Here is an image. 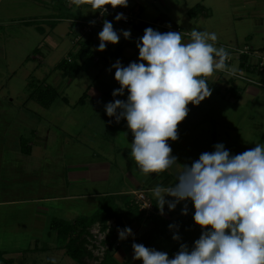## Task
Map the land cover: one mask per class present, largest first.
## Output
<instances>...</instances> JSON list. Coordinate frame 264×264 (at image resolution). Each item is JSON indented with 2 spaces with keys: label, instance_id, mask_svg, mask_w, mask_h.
I'll return each mask as SVG.
<instances>
[{
  "label": "rangeland",
  "instance_id": "374dc122",
  "mask_svg": "<svg viewBox=\"0 0 264 264\" xmlns=\"http://www.w3.org/2000/svg\"><path fill=\"white\" fill-rule=\"evenodd\" d=\"M254 1L256 0H128V8L122 7V9L133 11V6L140 5L141 10L139 11V9L135 8L134 11L139 14L141 19L152 23L157 19L160 20L164 18L168 21L169 26L157 21L156 26L162 24V26L157 28V31L162 33V29H166L167 31L173 29V32H181L183 42H188L190 40V31L195 28L202 32H214L217 35V40L210 42L214 43L217 48H223L226 52H229V47L232 46L237 49H242L247 46L253 50H257V54L264 58L263 53H261V47H264V34L261 35V33L255 31L257 26L253 21V18L249 17L252 15L250 13L253 11H251L250 8L245 7L243 15L246 16L243 20H237V18H234L235 15L232 16L240 11V9H242L241 7L245 6V4H253ZM69 4L74 5L71 2ZM197 4L201 5L203 8L205 7L207 9V14L200 15L199 13H195L194 16H189V10ZM256 5L260 7L263 6L264 3L259 2ZM81 6L83 7L85 4L83 3ZM106 6L110 7V5ZM83 8L86 9L81 12L82 16L80 17V23L88 26L87 29L91 30L94 24H92V26L88 25L87 19L89 14L93 11H91L92 9L87 3ZM71 21L72 20L65 18L59 23L56 34L63 39V41L57 49L46 50L43 48L41 56L43 59L40 61L29 58L26 64L20 66L24 56L22 58L20 57V55L23 54L22 52L20 53L17 44V47H13L11 51L9 50L7 46L10 45V41L4 43L3 52H0V145L11 147V145L15 146L17 144L15 136H13L15 134L13 131V124L10 123H13V120L17 123V120L19 119L18 114V117L16 118L17 120H15L14 115L16 114L14 113H18V110L22 107V105L19 107V104L24 100V87L27 78L31 73H34V78H45L46 83L55 87L70 103L69 106H65L60 103L59 100H56L49 109H43L33 102L27 105V108L34 115L30 118L26 117L28 119L27 122H31V127H37L38 131L43 132V134H46V130L51 131L47 142L49 143L48 150L45 152L43 151L45 155H50L51 157L49 156V158L44 159L47 160V163H44V161L42 162L41 172H34L31 175L32 182L27 180L29 179L27 177H30V175L24 177L23 180H19V176L17 175V187L19 185L24 189L22 192L19 190L17 197L58 195V192L52 193V187H58L60 190V178L63 177L65 172L64 168L67 167L68 164L85 165L86 163H96L97 161H102L105 164L109 163V190L118 188V179L120 180V178H124V176L126 178L124 172L136 174L138 170L131 155L133 136L126 126V121L121 119L117 123L114 121V118L105 116V105L107 103L112 102L114 99L125 100L127 97L126 90L123 96H112L113 90L119 88V84L114 79L115 69L111 68V65L116 62L115 59L119 60V58L113 57L112 54L108 55L109 53L107 56L99 54V52H97L99 45L98 40L97 43L95 42L92 51L94 55L101 59L98 65H95V56L93 57L92 55V57L83 65L79 75L72 81L63 79L57 71L53 73L51 72L53 67L61 59L67 58V53L72 47L73 43H71L67 36V32L69 33L71 29ZM91 22L92 21L90 20L89 23ZM128 27L129 25L125 26L119 24L116 27V31L118 32L121 31V29ZM100 31L101 28L96 31V34ZM34 37L35 35L33 36L32 42H34ZM132 38L133 39L129 37L126 41L131 40L129 47L136 53L133 57L126 56L124 59H120L119 61L123 66H127L130 62L138 60L136 37L132 36ZM124 39L125 38L121 36L116 43V46L123 42ZM124 44H126V42H124ZM108 47L111 51L114 50L109 45ZM249 51L251 52V50ZM72 53H74V51L71 52V54ZM234 55H237V57L232 56V62L229 63L230 72L232 74H236L239 71L237 67L239 55L237 53ZM252 58L253 56H248L247 61H250ZM242 74V78L251 76L254 81H257L256 83L258 84L256 85H261L258 82L260 80H263L264 83V72L261 75V72L258 70L254 73L243 71ZM221 77L222 79H226L227 75L217 72V70L214 71L211 76L207 77L209 87L212 89L211 95L201 101L197 106H193L192 104L187 106L189 109L188 115L177 126L178 139L176 141H168L172 149V155L177 158V163L180 165L186 163L190 165L193 161L199 158L201 153L213 150V139L210 136L211 132L216 134L220 133L219 137H215L217 140L215 144L224 142L227 146L231 145L230 143H233V141L238 142L239 140L244 143V141L251 139L253 142L255 139L254 135L251 136L248 133L247 136H245V130L248 132L254 128V125H264L263 100L258 101L252 108L247 101H252V105L255 99H253L249 94V91H247V94H243L240 103L236 104L235 101H222L220 96L216 95V89L214 88L215 84L218 85L217 83L220 81ZM234 82L239 87L244 86V82L241 80L236 79ZM88 86H91L89 92H87ZM254 86H249L248 89H251L250 87L253 88ZM256 89L259 93L262 91L264 94L263 88L261 89L256 86ZM84 93H87L95 103H90L86 107L78 106L73 108V105ZM263 94L261 95L263 96ZM11 100H13V103L10 102ZM95 110L96 112H94ZM20 132H23V130ZM27 133L28 132L24 135L28 136L29 134ZM52 138H55V140H52ZM37 139L40 140V138H36L35 141ZM101 139L106 142L111 141V144L113 145L110 146L109 143H105V145L102 144L103 146L96 147L97 144H101ZM97 148H100L101 151H98ZM225 148L228 150V147ZM243 150L244 149L237 147L234 150H231L230 154H240ZM178 164L170 168L169 171H172L177 175L181 170V166ZM45 165L48 166L47 169ZM4 171H12L10 174L17 173V169L15 171H13V169H7ZM135 171L136 173H134ZM137 174L142 175L143 173L138 171ZM35 177L43 180L41 187L38 183L39 180H35ZM150 177L152 178V176ZM150 177H146L147 181L150 180L149 184L143 186L144 183H142L141 187L139 186L137 190L150 188V184L153 183V179H150ZM46 185L48 186V192L44 189ZM102 186L105 187L104 183H88L83 186L72 187L70 185L66 190L68 192H76L77 190H80L84 193H94L102 191L104 189ZM26 187L33 190L30 192L25 189ZM12 188L13 184H10V182L0 184V198H3V195L6 193L10 197H15L16 192L13 191L11 193ZM6 189L7 192H3V190ZM149 193L150 192H147L146 195H152ZM97 200L98 199L94 198H83L81 201L61 202V205L60 203H48L46 205L51 204L48 206L50 210L49 216L71 219L73 218V209V211L71 210L69 213L64 214V216L58 209L64 207L67 209L68 206L73 203V207L75 206V211L79 213V215L89 216L98 209L97 207L99 204ZM34 205V203H27L12 206H0V260H11L10 262H12V264H77L65 256L63 249H55V247L50 245L52 242L50 244L48 241L45 243L48 239L46 234L47 228L44 230L41 229V227L31 229V224H34ZM109 224L112 225V223ZM98 228L97 225L93 226L90 231L91 238L88 237V249H90L93 254L92 259L86 260L88 264H99L108 247L106 243L105 245L102 243L105 241V235L101 233L99 234ZM32 231H36L37 235L40 237L38 248L50 245L48 251H26L33 248V238L31 239ZM160 243V241L155 244L152 243L153 245L149 246V248L157 250L156 246ZM163 244L164 246H167L168 242H164L162 245ZM127 248V250L131 249L129 247ZM115 251L116 250H112L113 253H115ZM159 251L162 250L159 249ZM133 254L132 249L125 261L128 264H142L141 260H133Z\"/></svg>",
  "mask_w": 264,
  "mask_h": 264
},
{
  "label": "clouds",
  "instance_id": "9594fccd",
  "mask_svg": "<svg viewBox=\"0 0 264 264\" xmlns=\"http://www.w3.org/2000/svg\"><path fill=\"white\" fill-rule=\"evenodd\" d=\"M70 2L76 6L86 2L101 15L108 11L105 5L128 6V0ZM121 19L123 13H117L115 20ZM121 36L128 39L130 31L117 32L112 22L104 20L97 50L116 44ZM216 40L214 32L194 28L190 40L183 42L181 32L161 33L148 27L136 42L138 60L127 66L119 60L111 65L119 84L112 96H123L126 90L127 97L107 103L105 114L117 123L126 121L136 166L145 175L156 174L151 194L159 214H164L165 205L171 211L182 201L191 202L193 222L201 229L191 248L181 244L173 258L133 243L132 258L142 264H264V144L232 155L223 143H216L213 151L201 153L190 165H180L168 143L178 139L177 126L188 115L187 106H197L211 95L207 77L225 67L227 52L210 42ZM177 164L181 170L175 182L163 183L162 174ZM181 214H188L187 203ZM130 235V227L118 230L120 240ZM172 239L180 237L173 234Z\"/></svg>",
  "mask_w": 264,
  "mask_h": 264
},
{
  "label": "crops",
  "instance_id": "0c3cea01",
  "mask_svg": "<svg viewBox=\"0 0 264 264\" xmlns=\"http://www.w3.org/2000/svg\"><path fill=\"white\" fill-rule=\"evenodd\" d=\"M259 2L264 3V0H256L253 2V4H245V6L241 7L242 9H240V11L233 14L232 16L235 15L234 18L235 19L237 18V20H240V19L243 20V18H245V16H246V15H243L245 7L250 8V10L254 12V15L252 12V13H250L252 15L249 17L253 18V21L255 22V24L257 26V28H255V31L258 33H261V35H262V34H264V29H263V27H264V5L260 6V7L257 6L256 4H258ZM69 3L68 4H67V2H66V4L65 3H59V2L54 1V0H0V52H3L4 43L6 41H10V45L7 46L9 48V50L11 51L13 47H17V45H18L19 46L18 49H19L20 53L22 52V54H23V55H20V57L22 58L24 56L22 58L20 66L23 64H26V62L28 61L29 58H33L34 60H39V61L41 59H43L41 57L43 48H45L46 50L47 49H49V50L57 49L58 46L63 41V39L58 37V35L56 34L59 23L63 19L66 18V19L72 20L71 25L73 23L79 24L81 22V20H80V17L82 16L81 12H83V10L86 9V8H83L86 6V3H84L85 6H83V7L81 5L76 6V5H71ZM127 8H128V6H127ZM135 8L139 9V11L141 10L140 5L139 6L138 5L133 6L132 10L134 11ZM256 11H257V13H256ZM98 13H99L98 11H93L91 14L87 13V14H89V17L87 19V24L90 22V20L95 21L94 26L91 28V30L95 33L94 34L95 37L93 36L92 51H93V47L95 45V42L97 43V41L99 40L98 34H96V31L99 30V28H101V30H102V27H103L101 23L96 21V19L98 18L97 17ZM202 14L203 15L207 14V9L205 7H204L203 12L200 15H202ZM141 20H143V19H141ZM160 20L161 21H159V19H157L156 21L162 22V23L166 24L167 26H169L167 20H165L164 18L160 19ZM143 21H145V20H143ZM145 22H147V21H145ZM85 27H86V25L84 26V28ZM159 27L160 26H157V28H159ZM48 28H50V29H48ZM76 29L77 28L74 27V28L70 29L69 33L67 32L68 38L70 39L71 43H73L71 49L67 53V57L71 52H73V51L75 52L77 50V45H76L77 38L74 39ZM116 29L117 28H115L114 30H116ZM121 30H129L130 31V38L132 36H135L138 38H141L143 36V35L139 36L133 30L132 27L124 28ZM118 32H120V31H118ZM3 34H5V35H3ZM34 35H35L34 42H32ZM36 36H37V38H36ZM131 39H133V38H131ZM126 40L127 39H124L123 42H121L123 44L120 43L117 46H116V44L113 45L111 43H107L105 50L97 51V52H99V54H101V55L104 54L105 56H107L108 53H109L108 55H111L116 50V48L119 45H121V46H123V48L121 50V53L118 56L119 60L124 59L126 56L133 57L136 52L131 50V48L129 47L130 41L129 40L126 41ZM124 42H126V44H124ZM99 43H100V41H99ZM108 45L110 47H112L114 50L111 51L109 49ZM245 49H247V54H241L240 52L244 51ZM248 49L251 50V52ZM261 49H262L261 53H263V55H264V47H261ZM236 53L239 55V61L237 63V67H238L239 71L236 74H232L230 72V64L229 63L232 62V59H231L232 56L237 57V55H234ZM254 53L257 54V50H253L252 48L247 47V46L242 48V49H237L233 46L229 47V52H227V56L224 57L225 67L222 70H217V72L225 74V75H227V77H226V79H222V77H221L220 81L217 80V81H219L217 83L218 85H216V84L214 85V88L216 89V95L220 96V99L222 101H226V102L235 101L236 104L240 103L242 101L243 94H247V91H249V94L252 96L253 99H255L253 101L252 105H251L252 101H250V102L247 101L252 108L257 104L258 101L263 100V102H264L263 92L260 91V93H259V91L256 89V86H258V88L264 89L263 80L258 81L261 85H256V84H258V83H256L257 81H254V79H252L251 76H246L245 78L241 77L243 75L242 74L243 71L248 72V73H251V72L254 73L255 71L258 70L261 72V75L264 72V70H263L264 69V61H263L262 69L259 68V63L261 62L262 59H264L263 57H260L259 54H258L259 59H256L255 57H253L250 61H247V57L248 56L249 57L254 56ZM16 54H17V52H16ZM93 57L95 58V65H98V63L101 59L98 58L94 54H93ZM243 58L246 59V61H247L245 63L244 68H242L240 65L241 60ZM115 61H117V60L115 59ZM248 62H249V65L251 67H254L253 71H250V70L246 71V68L248 67L247 66ZM56 65L53 67L51 72L53 73V72L57 71V72H59L60 76L63 79H65L62 76V73L55 69ZM226 69H227V71H226ZM79 73H78V75H79ZM33 74L34 73H31L27 78V81H26V84L24 87V98H23L24 100L22 101L21 104H19V107H20V105H22V107L18 110V113L17 112L14 113V114H16V115H14L15 120H17L16 118L18 117V114H19V119L17 120V123H15L14 120H13V123H10V124H13V131L15 133L13 136H15V141L17 144L15 146L11 145V147L7 146V145H0V184H3V183L5 184V183L10 182V184H13V188L11 190V193L13 191L16 192L15 197H10L9 195H7V193L4 195L2 194L3 198H0V206H12V205H19V204H27V203L33 204L34 203L35 204L34 210H33L34 224H31V229H36V228L41 227V229L44 230L45 228H47L46 234H47L48 239L46 240L45 243H47V241L49 244L52 242L50 245L55 247V249H59V247L56 244V235L54 232L50 231V229H49V222L51 219H53V218L61 219V220H64V221H67L70 223H74L77 219H79L81 217H90L94 213H96L101 208V206H102V204L106 198H108V197L116 198L115 201L119 205V210L121 212L124 213L126 211L125 210V203L128 202L131 207L137 208L138 212H140L142 214V218L140 219V221L131 220L130 222H128L126 219H122V225L121 226H117L114 219H111L107 222L108 228H115L116 229V232L114 234L115 240L113 241V245H112V250H116L115 253H113L114 259L119 264H125V263L128 264L125 261V259L128 257V254L132 250V244L136 243L135 240L137 238L143 236L144 234H146L147 232H149L153 228H157L158 231L161 233L160 237H158L156 239V241L153 242V244H155L158 241L161 242L160 243L161 245L159 244L158 246H156L157 251H159V249H160V250H162V252L167 253L169 258H173L174 254H175V252H173V246L175 245V243L178 240H173L172 236H173V234H178V230L180 229V227L184 223V220H183L182 214H181V209L185 206V203H187V207L191 206L192 204H191V202H183L182 201L176 205L174 210H171V211H169L167 205H165L164 214L163 215L159 214L158 208L155 204V200L153 199L152 195H149V196L146 195L147 192L152 193V189L155 186V183L157 182V176L155 173L148 174V175H145V174L139 175V174H137L138 171H140L139 169L137 170V173H136V171L134 172L136 174L124 172V174L126 175V178L124 176V178H120V180L118 179V181H119L118 188L113 189V190H109L108 189V185L110 184L108 182V180H109L108 175L110 173V168H109L110 164L109 163L105 164L102 161H97L96 163L91 162V163H86L85 165H82V164L70 165V164H68V166L64 168L65 172L63 174V177L60 178L61 179L60 180V183H61L60 190L58 187H56V188L52 187V190H53L52 193L58 192V195H46V196L45 195H43V196L42 195H34V197L29 195L31 197H17L19 190L21 192L24 190L19 185L17 187V183H18L17 175L19 176V180H23L24 177L30 175V177H27V178H29L27 180L29 182H32L31 175L34 172H38V173L41 172V170H42L41 166L43 164L42 162L44 161V163H47V160H44V159L49 158V156H50V155L49 156L45 155L44 152L48 150L49 143H47V142H48V138L50 137L51 131L46 130V134L45 133L43 134V132L38 131L37 127L32 128L31 122L30 123L27 122V120H28L27 118L34 116L33 113H31V111L27 108V105L31 102L36 103L32 100L27 99V96H28V91H27V87H26L27 83L30 81V79L33 78L35 80H38L40 82H44L45 84H47L45 78L37 79V78L33 77ZM236 79L244 82L243 83L244 86L243 87L237 86V84L234 82V81H236ZM67 80H69V79H67ZM69 81H72V80H69ZM249 86H254L255 88L250 87L252 89L251 90V89H248ZM53 88H55V87H53ZM87 88H88L87 92H89V89L91 88V86H88ZM56 91L59 94V97L56 100H59V102L64 104L65 106H69L70 103L68 102L67 98L63 97L57 89H56ZM261 94H263V96ZM234 95H237V96H234ZM13 100H11L10 102L13 103ZM56 100H55V102H56ZM77 102L73 105V108H76L78 106H81V107L85 106L86 107L90 103H95L89 96H87V98L85 99L84 105H76ZM0 104H1V101H0ZM39 107H41V106H39ZM94 112H96V110ZM105 116H107V115L105 114ZM7 125H9V124H7ZM21 130H23V132H20ZM26 132H28L27 133V134H29L28 136L24 135ZM248 133L251 136L254 135L255 139L253 142L251 139L248 141H244V143L242 141L240 142V140H239L238 142L233 141V143H230L231 145H227V146L224 144V142H222V143L224 144L225 147H228L229 151L234 150L235 148L239 147L241 149H244L242 152L249 150L251 148H254L256 143L264 144V125H254V128L251 131L247 132V130H245V132H244L245 136H247ZM219 134L220 133L216 134L214 132L210 133V136L213 139V145H215V142L217 141L215 137L216 136L219 137ZM36 138H40V140L37 139L38 141L37 140L35 141ZM52 140H55V138H52ZM22 141H24L26 148L29 150L28 154H25L22 151ZM13 142H14V140H13ZM100 143L101 144H99V145L97 144L96 147L103 146L102 144L105 145V143H107V144L109 143L110 146L113 145V144H111V141L106 142L105 140H102V139L100 140ZM246 143H250V144H246ZM97 149H98V151H101L100 148H97ZM45 166L47 169L48 166L47 165H45ZM7 169H13V171H15L17 169V173L16 174H10V172H12V171H4ZM147 176H149V177L152 176V178L150 177V179H153V183L150 184L151 187L148 189L142 188L141 190L140 189L137 190V188L139 186L141 187L142 183H144L143 186L149 184L150 180L149 181L146 180ZM60 177H61V175H60ZM175 177H176V175L172 171L168 170L167 172L162 174L163 183H165V184L174 183ZM37 179L39 180L38 183H39V186L41 187L43 180L41 178L39 179V178L35 177V180H37ZM38 183H35V184H38ZM88 183H104L105 187L102 186V187H104V189L102 191L94 192V193H91V192L84 193V192H81L80 190H77L76 192H74V191L68 192L66 190V188L69 187L70 185L72 187L73 186H83V185L88 184ZM25 189L29 190L30 192L33 190V189H28L27 187ZM42 189H43V187H42ZM44 189H45V191L48 192V186L47 185L45 186ZM72 190H73V188H72ZM3 192H7V189L3 190ZM139 193L145 194L148 201L152 205L151 210L143 211L139 208V206L137 204V196ZM83 198L98 199L97 200L98 204H99L97 207L98 209L95 212H93L91 215H89V216L79 215V213H77L75 211L76 208H75V206L73 207V203H72L71 205L68 206L67 209H65V207H64V208L58 209V210L64 216V214L69 213L73 209L74 210V211L72 210L73 211L72 212L73 218L64 219V217L62 218V217H57V216H49L50 210H49L48 206L51 204H49V205H46V204H48V203H52V204L60 203V205H61V202H66V201L73 202V201H77V200L81 201V200H83ZM165 199L171 200L172 198L166 196ZM109 223H112V225H110ZM170 224L174 225L175 227L170 229L169 228ZM95 225H97V227H99L98 224H95ZM95 225H93V226H95ZM125 227L131 228L132 235L128 236L124 240H120V239H118V230H123ZM98 230H99V228H98ZM107 233H108V229L106 231H104L103 233H101V234L105 235V239H106ZM31 239L33 242V248L28 249L26 251L30 250L33 252V251L38 250V251L45 252V251L49 250L48 248L50 245H47V247L43 246L41 248H38V243L40 242V237L37 235L36 231L31 232ZM164 242H168V245L167 246H164V244L162 245V243H164ZM153 244L151 243L149 246H151ZM127 247H129L131 249L127 250L128 249Z\"/></svg>",
  "mask_w": 264,
  "mask_h": 264
},
{
  "label": "trees",
  "instance_id": "16d2710c",
  "mask_svg": "<svg viewBox=\"0 0 264 264\" xmlns=\"http://www.w3.org/2000/svg\"><path fill=\"white\" fill-rule=\"evenodd\" d=\"M59 3H68L67 0H54ZM86 3V2H85ZM116 9L121 10L122 7L117 6ZM128 10V9H127ZM204 8L197 4L192 9L189 10V16H194V14L203 12ZM104 20H108L113 23V27L116 28L117 22L115 20V15L112 13L104 14ZM160 21V20H159ZM157 21L149 23L140 19L138 24L130 25L133 30L140 36L144 34V30L148 27L152 29H157ZM83 23H73L71 28H77L75 31L74 39L77 38V50L74 53H70L67 58L62 59L55 67L56 70L62 73L65 79L73 80L78 73L81 71L83 65L90 59L93 55L92 45L94 32H89L87 34L83 33L84 28ZM163 32H168L166 29H162ZM132 38V37H131ZM136 37V41H138ZM131 41V40H129ZM123 46H118L113 52V57L118 58L121 53ZM246 59L241 60V67L244 68ZM248 65V64H247ZM253 71L254 67H247L246 71ZM28 100L36 102L39 106L44 109H48L55 100L59 97L58 92L52 86L40 82L35 79H30L27 83ZM87 93H84L78 100L76 105H84L85 99L87 98ZM237 96V95H234ZM237 98V97H236ZM65 101V100H64ZM22 151L25 154L29 153L26 148L24 141H22ZM116 198L108 197L103 202L101 208L90 217H81L77 219L74 223H70L61 219H51L49 222L50 231L54 232L56 235V244L59 248L64 250V254L76 262L77 264H88L87 259H92L93 254L90 249H88L89 241L88 237L91 238L90 230L93 225H99V233H103L108 229L105 243L108 245L107 249L103 254L102 260L99 264H119L113 257L112 245L115 240L114 234L116 232L115 228H108L107 222L114 219L117 226L122 225V219H126L128 222L131 220L140 221L142 214L138 212L137 208L131 207L128 202L125 203V212L119 210V205L115 201ZM188 214L182 215L184 220L183 225L178 230V235L180 239L173 246V252H177L181 244H187L191 248L193 242L199 238L201 234V229L199 226L195 225L192 219L194 214L193 206H188ZM161 233L157 228L151 229L149 232L135 240L136 243L143 244L148 247L151 243L156 241L160 237ZM11 260H0V264H12Z\"/></svg>",
  "mask_w": 264,
  "mask_h": 264
},
{
  "label": "built area",
  "instance_id": "2783aa9c",
  "mask_svg": "<svg viewBox=\"0 0 264 264\" xmlns=\"http://www.w3.org/2000/svg\"><path fill=\"white\" fill-rule=\"evenodd\" d=\"M68 2H70V0H67ZM108 11L105 14H109V13H113L115 16L117 15V13H123L125 19H121L119 21L116 20L117 25L121 24V25H135L138 24V22L140 21V17L139 14L136 11H130V10H124V9H112L111 6L107 7L104 6ZM103 16L100 13H98V18L96 19V21H98L99 23L102 24L103 26ZM89 25H92L91 23H88ZM162 26V24L160 25ZM114 28V27H113ZM115 29V28H114ZM169 31H173V29H169ZM91 32V30L87 29V26L83 29V33L87 34ZM241 54H247V49H245L244 51L240 52ZM254 53V56L256 59H259V55ZM263 61L264 59L261 60V62L259 63V68L262 69L263 67ZM247 66H250L249 64ZM137 204L139 206V208L143 211H147V210H151L152 209V205L151 203L148 201L147 197L145 196L144 193H139L137 196Z\"/></svg>",
  "mask_w": 264,
  "mask_h": 264
}]
</instances>
